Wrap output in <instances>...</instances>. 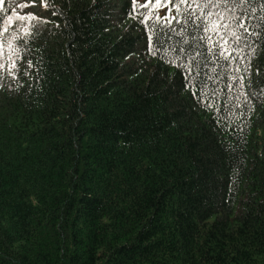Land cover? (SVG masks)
<instances>
[{"label":"trees","instance_id":"1","mask_svg":"<svg viewBox=\"0 0 264 264\" xmlns=\"http://www.w3.org/2000/svg\"><path fill=\"white\" fill-rule=\"evenodd\" d=\"M29 2L0 0V63L34 66L0 78V264H264V47L249 110L206 109L149 44L167 9Z\"/></svg>","mask_w":264,"mask_h":264},{"label":"snow or ice","instance_id":"2","mask_svg":"<svg viewBox=\"0 0 264 264\" xmlns=\"http://www.w3.org/2000/svg\"><path fill=\"white\" fill-rule=\"evenodd\" d=\"M132 2L134 6L137 5V0ZM41 3L45 4V0H41ZM169 3L170 0H154L153 5V0H144L139 5L151 9L153 13L160 8L167 9L163 17H155L164 24L167 31L154 28L148 36L149 44L171 53L163 58L176 68L177 73L183 77L184 88L190 90L193 98L206 109L213 107L217 95L215 89L208 93L209 82L218 85L221 81H230L225 87L230 94L238 93L232 99L240 101L235 104V108L237 111L242 107L249 110L247 105L250 101L243 91L245 77L241 72H248L251 59L258 49L264 47V0H174L171 8ZM32 6L34 0L19 5L21 9ZM13 15L19 21L42 19L33 13ZM148 19V16L144 17V20ZM173 20L176 26H172ZM9 27L18 31L11 15L0 24V33L8 32ZM38 31L35 24H29L27 31L19 39L23 40L24 36L30 37ZM13 39L17 37L14 36ZM9 47L12 48L13 45L9 44ZM24 59V56L16 55L9 64L0 63V78L5 73L10 81H16L21 75L27 76L34 66L31 59H28L21 72L20 64ZM217 68L223 71H217ZM237 84L240 85L239 89L236 88ZM9 87L11 88V83ZM241 96L243 100H240ZM225 107L229 113L232 111L231 105ZM215 111L219 114L221 110L215 108ZM224 119L227 122L230 117L225 115Z\"/></svg>","mask_w":264,"mask_h":264}]
</instances>
